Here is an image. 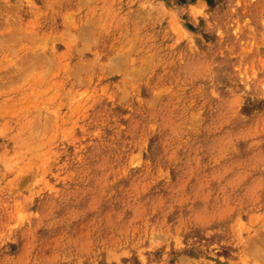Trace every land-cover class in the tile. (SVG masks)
<instances>
[{"label": "rangeland", "instance_id": "1", "mask_svg": "<svg viewBox=\"0 0 264 264\" xmlns=\"http://www.w3.org/2000/svg\"><path fill=\"white\" fill-rule=\"evenodd\" d=\"M0 264H264V0H0Z\"/></svg>", "mask_w": 264, "mask_h": 264}]
</instances>
